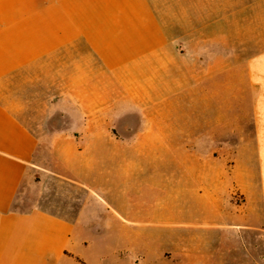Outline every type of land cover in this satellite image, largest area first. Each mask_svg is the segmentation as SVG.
Returning a JSON list of instances; mask_svg holds the SVG:
<instances>
[{"label":"crops","instance_id":"0c3cea01","mask_svg":"<svg viewBox=\"0 0 264 264\" xmlns=\"http://www.w3.org/2000/svg\"><path fill=\"white\" fill-rule=\"evenodd\" d=\"M254 7L248 0L244 9ZM241 12L242 0H0V264H86L81 260L89 245L76 232L89 209H81L76 221L39 208L16 210L40 141L2 99L9 78L80 43L82 56L58 73L73 103L90 110L84 119L89 138L108 140L97 153L116 159L129 153L160 156L178 147L186 155L185 173L180 180L174 177L169 196L176 200L179 188L189 199L179 213H201L217 218V226L247 228L264 237V49L253 53L250 40L247 57L235 51ZM214 42L216 51L210 49ZM229 49L233 52L226 55ZM226 90L248 92L247 101L232 105L234 114H243L249 141L230 173L207 160L194 164L192 155L193 140L225 136ZM66 143L55 146L63 171L95 194L80 164L66 156ZM133 167L120 165L122 172ZM166 187L160 175L157 181L128 184V196L136 193L142 200L135 206L127 199L122 209L127 216L139 214L149 201L160 200ZM177 208L176 202L169 205V214L176 215ZM156 209L159 213L160 202ZM139 232H132L135 258ZM206 261L185 258L175 264Z\"/></svg>","mask_w":264,"mask_h":264},{"label":"rangeland","instance_id":"374dc122","mask_svg":"<svg viewBox=\"0 0 264 264\" xmlns=\"http://www.w3.org/2000/svg\"><path fill=\"white\" fill-rule=\"evenodd\" d=\"M251 1L255 7L249 11L244 9L248 0H242L241 26L234 31L238 45L235 51L242 59L248 55L250 40L253 53L264 49V0ZM217 47L216 42L210 43L211 50L216 51ZM84 51V45L80 43L65 55L60 53L22 70L8 79L3 89L2 99L40 141L36 166L20 188L16 210L27 212L39 208L76 221L81 209H89L87 218L82 220L76 232V236L84 238L89 245L81 260L86 264H121L125 259L139 264H175L185 258H206L208 264H264V237L257 231L217 226V218H207L201 213H179L180 206H187L189 199L179 188L176 200L169 196V190L173 191L174 177L180 180L185 173L182 163L186 155L179 152L178 147L171 149L173 153L160 156L129 153L116 159V156L97 153L108 140L89 138L88 123L84 119L90 110L73 103L71 93L66 94L58 73L64 65L81 57ZM232 52L225 50L226 55ZM247 93L243 90L224 92L225 136L193 140L194 164L207 160L210 165L214 163L231 172L239 150L247 147L249 141L245 137L247 123L241 122L243 114H234L232 105L234 100L241 104L245 99L247 101ZM210 98H216L215 91H210ZM60 99L65 101L58 106ZM60 140H67L65 154L80 164L87 182L100 184L98 187L93 183L90 185L95 194L75 183L71 173L63 171L61 157L55 151ZM79 151L90 153L79 154ZM158 162L161 169L157 167ZM122 163H132L134 167L122 172ZM65 173L70 178H65ZM158 175L167 184L161 191L160 200L155 198L144 206L143 211L140 209L139 214L127 216L122 209L127 199L135 206L138 200L140 203L142 200L136 193L128 196L127 185L144 179L157 181ZM158 202L159 213L156 209ZM174 202L178 207L176 215L168 211ZM123 218L141 226L126 225ZM137 230L140 231L137 233L140 253L135 258V252L130 249L136 244L132 232Z\"/></svg>","mask_w":264,"mask_h":264}]
</instances>
